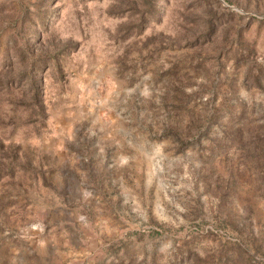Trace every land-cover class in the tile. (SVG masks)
<instances>
[{
    "label": "rangeland",
    "instance_id": "374dc122",
    "mask_svg": "<svg viewBox=\"0 0 264 264\" xmlns=\"http://www.w3.org/2000/svg\"><path fill=\"white\" fill-rule=\"evenodd\" d=\"M0 264H264V0H0Z\"/></svg>",
    "mask_w": 264,
    "mask_h": 264
}]
</instances>
